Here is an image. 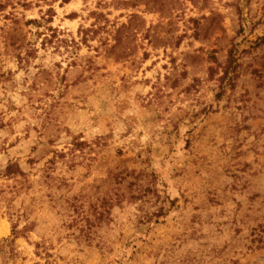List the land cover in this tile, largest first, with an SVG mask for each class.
I'll return each instance as SVG.
<instances>
[{
  "label": "rangeland",
  "instance_id": "374dc122",
  "mask_svg": "<svg viewBox=\"0 0 264 264\" xmlns=\"http://www.w3.org/2000/svg\"><path fill=\"white\" fill-rule=\"evenodd\" d=\"M0 264H264V0H0Z\"/></svg>",
  "mask_w": 264,
  "mask_h": 264
}]
</instances>
